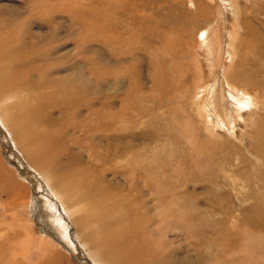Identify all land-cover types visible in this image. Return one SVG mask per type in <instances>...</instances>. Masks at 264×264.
Returning <instances> with one entry per match:
<instances>
[{
	"label": "rangeland",
	"instance_id": "1",
	"mask_svg": "<svg viewBox=\"0 0 264 264\" xmlns=\"http://www.w3.org/2000/svg\"><path fill=\"white\" fill-rule=\"evenodd\" d=\"M0 6V44L3 43L1 46L13 47L9 41L13 37L19 38L15 43L17 46L20 39L24 38L23 41L26 44L32 45L27 48L29 52H32L30 56H35L36 53L42 61L29 69L24 70L25 66L23 69H15L12 71L13 76L19 77V72L22 75L27 73L25 77L31 74L37 76L38 78L34 77L35 83L31 84L33 90L31 88L29 90L38 91L39 94L41 91L39 87L44 84L45 76L49 81L56 80L58 73H61L60 83L64 78H73L71 82L73 85H77L79 89L88 90L86 94L92 97L87 98V102L92 98L98 99L95 103L96 110L90 107L84 108L81 118L84 128L80 129L81 132L68 135L67 139V131L78 128V125L74 126V122L78 121L64 117L57 120L55 115L58 111L54 105L52 107L54 110L50 105H42L38 97L40 108L38 114L43 115L40 118L49 117L47 120L51 127L48 130L57 132L55 135L61 140L59 141L61 148L67 146L68 149L76 151L80 150L77 149L78 147L90 146L95 147L96 152L102 155L101 149L109 142L108 137L112 133V129L107 124L110 122L105 116L111 117V114L116 113L121 116L120 111L127 114V117L119 123L118 133L129 137L133 132L131 145L135 144L131 148L120 147L123 150L115 153L113 161L106 163L97 178L101 177L103 185L109 182L121 183L130 190L140 185L147 192L146 197L153 195L154 190L157 192L155 195L163 192L162 197H165V202L164 199H157L154 205L157 210L153 207L155 214L153 220L156 215L162 212L165 213L164 215L167 213L169 217L166 224L171 229L161 235L159 226L162 224L159 221L158 227L156 226L153 232L156 237L160 235L162 242L166 239L167 246L164 245L163 248L166 255H172L174 252L173 256L176 258L184 256L194 259L196 253L194 250L197 248L199 252L208 253L209 247L205 245L211 237L217 239L225 237L230 240L228 255L221 253V246H216L217 253L224 259L214 257L206 261L202 258V261H199L200 264H230L231 262V264H264V64L253 65L247 56L245 45L241 43L243 40L248 43L251 56L263 55L259 52V48L264 49V40L260 42V39L264 38V0H0ZM89 8L95 11L96 17L92 15ZM104 11L111 14L129 13L126 21H121V25L128 33L126 41L130 48L133 50L139 48L140 59L134 61L128 59L127 62L114 67L104 64L105 54L110 55V51L107 52L102 46L104 43L100 41L104 37L102 30L105 25L103 20L99 30L98 20L99 14L104 15ZM227 11L230 12V20ZM133 14L135 17H132ZM76 18L84 26L80 30L76 26ZM20 20L23 23H20ZM25 29L29 30L27 34H24ZM119 29L120 27L116 28L118 31ZM85 33L86 36H84ZM259 33L263 34L260 39H258ZM150 34H154V38ZM86 39L90 42H86ZM163 39L166 40L160 44L153 43ZM226 41L231 45H227ZM229 51L233 57L227 60V67L222 70L220 65L226 56L229 57ZM110 53L111 56L114 55ZM212 60L217 62L215 67L210 63ZM232 61L233 63L235 61L237 67L229 66ZM168 63L174 66V73L171 71L168 74L169 70H166L167 65H165ZM206 69H208V75L204 73ZM102 70H105L104 75L108 77L106 80L99 77ZM113 70L115 73L111 76ZM220 71L240 88L232 93L239 96H246L247 92L250 94L246 97L249 105L244 107L237 105L231 98L227 99L234 108L231 106V111L222 116V121L224 117L228 120L226 128L220 125L222 121L218 119L214 121L211 116V114L215 116V111L222 110L226 103L223 99L227 97V94L222 91L225 78H221ZM236 74L241 77L236 78ZM120 75L124 79H112ZM54 80L52 84L46 86L47 89L51 87L50 89L54 90L55 85L58 88L59 84ZM194 83L196 89L191 92L195 87ZM210 83L213 87L210 90L211 94H208ZM6 84L9 85L8 88ZM119 87L122 90H120L121 97L113 100L116 105H103L108 102L107 95L115 89L117 91ZM14 89L13 79L5 78L0 81V107H4L3 111L6 110V106L11 105V101L8 102L9 104L3 103V95H9ZM217 89L220 92H217ZM212 94L218 95V98H212ZM55 95L59 98L58 93ZM112 99V96L109 97V100ZM190 99L193 102V108L189 105ZM208 100L216 107L215 111L212 109L213 106L208 105ZM255 102L259 104L255 105ZM99 104L103 106L99 108ZM133 106L136 108L128 112ZM171 109L174 110L171 111ZM195 112L196 117H194ZM20 114L22 113L19 111L18 115ZM20 119L25 120L23 121L25 123L29 121L24 115H20ZM170 121L182 126L186 123L188 133L179 131L180 140L173 139L178 130L175 125L171 128ZM32 133L31 138L34 135ZM149 133L154 134L152 139ZM97 135H99V142H96ZM189 135H194L198 140L193 142L190 139L195 146L194 149L188 140ZM50 142L52 143L50 146L55 145L53 144L55 140L51 137ZM65 142L67 145H63ZM80 152L82 160H86L88 155L86 151L80 150ZM104 154L107 153L104 152ZM28 162L23 153V147L21 145L15 147L7 130L0 122V172L4 170L3 172L8 175L7 179L5 174L0 176V180L5 182V192L0 193V207L4 209V218L9 220L4 223L0 221V226L2 225L0 235L3 234V239L0 236V264H5L6 249L9 244L15 243V255L22 251L28 252L30 256L33 255L37 248H33V242L30 241L31 235L36 226L37 237L40 229L45 227L44 223H38V220H32L31 216L26 215L27 222H24L27 224L26 229L21 231L26 233L28 230L31 235L25 238L26 245L21 248L22 237L18 234L21 221H15L12 215L6 213L13 207L12 197L14 196L8 182L20 184L17 193L21 187L24 188L26 197L30 198L31 203L32 200L47 201L51 196L55 197L53 185L48 183L45 177L41 176ZM83 166L84 164L81 165ZM88 168L91 171L87 176L89 180L93 175L94 165L89 164ZM154 168L155 170L159 168L160 172L157 174L165 183H168L166 175H173L176 172V178L173 176L174 180H171L172 185L169 183L162 185L159 188L160 191L157 190L158 187L154 188L157 186V176L152 174ZM148 169H151L150 173ZM148 173L153 177H148ZM167 186L173 187V193L170 192L171 187L169 191ZM175 189H178L176 193ZM178 192L182 195L179 196ZM148 193L152 194L148 195ZM167 194L168 200H173L172 202L175 201L176 204L168 202ZM101 195L106 196L102 192L91 198L100 199ZM182 197H184L183 200H181ZM185 198L187 201L183 202ZM150 199L151 197L147 200L148 204ZM93 201L98 208L103 203L102 200ZM167 203L172 206H168ZM88 206L85 203V207ZM29 207L30 213L35 214L38 211V202L34 204V209L31 205ZM167 207L173 210L169 211ZM174 210L177 211L173 212ZM59 211L64 217L63 223L68 227L70 241H50V248L58 262L60 264H102L98 257L92 255L91 251L79 242L71 221L73 217L65 213V207L62 204H59ZM23 212L27 213V211ZM180 216L183 217V222L186 221L185 223H182ZM177 217H180L181 224L177 221ZM194 224H197V227ZM92 232L94 235H91V232L84 233V238L91 244L97 240L101 246L105 247L104 252L109 251L108 240L104 238L96 225ZM199 233L206 236L207 241L204 237L199 238L201 237ZM12 235L14 243L11 242ZM155 239L153 237V240ZM216 248L214 247V251ZM31 251L32 254H30ZM52 258L43 264H55ZM92 258H97L98 262L95 263ZM161 260L165 263L164 259ZM35 261L38 262V259ZM160 261L157 263L160 264Z\"/></svg>",
	"mask_w": 264,
	"mask_h": 264
},
{
	"label": "bare ground",
	"instance_id": "2",
	"mask_svg": "<svg viewBox=\"0 0 264 264\" xmlns=\"http://www.w3.org/2000/svg\"><path fill=\"white\" fill-rule=\"evenodd\" d=\"M212 3H214V2H212ZM89 9H91L90 12L92 13V15L94 17H96L95 11H93L92 8H89ZM100 12H101V10H100ZM83 14H85V13H83ZM227 14H228L229 20H230L231 19L230 12L227 11ZM128 15H129V13H127V12H121L120 14H111V13H108L107 11H104V15H103V13L99 14V20H98V22H100V25H98L99 30H100V26L102 25L103 20H104V25H105L103 27V30H102L104 37L100 41L104 43L102 46L106 49L107 52L110 51V52L114 53V55L111 56V53L109 52L110 55H108V56H110V57L106 56L107 53L105 54L104 64L106 66L111 65L114 67V66H118L120 64L127 62L128 59L131 61H134V60H138L141 58V55H140L141 53H140L139 48L137 50H133L128 45V43L126 41L127 37H128L127 36L128 33L125 29L122 28V25H121L122 24L121 21H126V19L128 18ZM132 17H135V15L133 14ZM75 20H76V26H77V28H79V30L82 27H84L83 25L80 24L82 22L78 18H76ZM111 22H112V24H111ZM20 23H23V22L20 20ZM117 27H120L119 31L116 30ZM27 32H29V30L25 29L24 34H27ZM71 33H73V32L71 31ZM87 33H89V31ZM86 35L87 34L85 33L84 36H86ZM89 35H90V33H89ZM150 36L154 38V34H150ZM262 37H263V34L259 33L258 39H260ZM17 39H19V38L13 37L11 40H9L13 44V47H11V45H10V47H5L4 45L1 46V44H3V43L0 44V81H2L5 78H7V79L11 78V79H13V84L15 85V89L9 95H6V96L3 95L4 96V100H2L3 103L6 104L9 101H11V105L6 106V110H4L5 112L2 110V108H4V107H2V108L0 107V122L2 124V127L7 130L8 134H9V138L14 142L15 147L17 148L18 145H21L23 147V153L25 154V156L28 159V161L30 162V164L40 173L41 176L45 177V179L48 183L53 185L52 189L55 193V197L51 196L47 201H44L41 199H38V201L32 200V203H31L30 198L28 199V197H26V193H25L26 190L24 188L21 187L17 193V190L20 187V184L16 185V184H13V182H8L9 188L12 191V193L14 194V196L12 197L13 198L12 199L13 207L10 209V211H7L6 213L9 215H12V217L15 221H17V222L21 221L20 226H19L20 229L18 231V234L22 237L21 243H20L21 248H24L26 245L25 238H27L28 235H31L28 230H26V233L21 231V230L26 229L27 224L24 223V222H27L26 221V215L31 216L32 220H38L37 221L38 223H44L45 227L40 229V231L38 232V237H37V232H35V230H38V228L36 226L34 231H33L34 232L33 235H31L32 240H30V241L33 242V248H37V250H35L33 252V255H31V256L28 255V252H26V251H22V253H20L18 255L14 254L15 243H14V237L12 235L11 242L14 244H9V246L6 249L7 259L5 260V264H32V263L43 264L46 260H48L51 257H53L52 259H53V262L55 264L56 263L60 264V262H58V260L54 257V253L52 252V250L50 248V244H49L50 241H52V240L58 241V242H69L70 241L69 235L67 233L68 227L66 224L63 223L64 217L60 214L61 212L59 211V204H62L65 207V213L68 216L73 217L71 221H72L73 229L77 233V238L79 239V242L81 244H84L85 247H87V249L89 251H91L92 255L98 257L102 264H158L157 262L160 261L161 259H164V262L166 264H197V263L200 264L201 262L199 263V261H202V258H204L206 261L208 259H212L214 257L221 259V260L224 259L222 255L217 253L216 246L217 247L221 246L222 247L221 253L222 254L227 253V255H228L227 250L230 246L229 245L230 240L228 238H225V237H220L218 239L213 238V237H211L212 235H210L211 233L208 234L211 238L208 240L207 244L205 245L206 247H209L208 253L199 252L198 248H197L198 251L194 250V251H196V253L192 250L195 253L194 259L184 257V256L182 258H176L173 256L174 252H172V255L171 254L166 255V253L163 252L164 251V249H163L164 245H166V243H165L166 239H164V242H162L160 239L161 238L160 235L158 234L156 237L154 235L153 230L158 227L159 221L162 224V226H159L160 232H159V230H157V231L159 233H162L161 235L166 234L169 231V229H171V227L166 224L167 218L169 217V215L167 213H166V215H167L166 216V215H164L165 213L162 212L163 213V214L161 213L162 215L161 214L156 215L155 220H153V217L155 215L153 213V209L155 208L154 205L157 202V199L158 198L164 199L163 201L165 202V197L164 198L162 197L163 192L161 191V192H159V194L155 195V193H157V192H156V190H154V188L158 187L157 190L160 191L159 188L162 185L165 186L168 183L171 184L172 183L171 180H174L173 176L175 177L176 172H175V174L173 173V175H166V179H167L168 183H165L163 181V179H159L160 176L157 174V172H160L159 168H156V170L154 168V173H152V174H153V176L154 175L157 176L156 177L157 180L155 179L157 186H154L152 191L153 190L155 191V193L153 192V195H155L156 197L151 195L152 193L151 194L148 193V195H151V196L146 197L147 192H145L140 185H138L136 187H132V189L130 190V188H128L127 186H124L121 183H114V182L110 183L109 182V184L103 185V181L101 180V177L97 178L99 176V174L105 168L104 166L106 165V163H111L113 161L115 153L123 150V149H120V147L131 148L135 144L134 143L133 145H131V142L133 141V138H132V136L134 134L133 132H131L129 137L123 136L122 134L118 133V130L120 129L119 123L127 117L126 116L127 114L124 111L119 110L121 112V116L119 115V113L111 114V117L105 116V118L107 120H109V122H110V123H107V122L106 123L108 124L109 128L112 129V133L108 137L109 142H107L106 146L103 149H101L103 152L102 155H100L96 152L95 147H94L95 149L93 147H90V146L78 147L77 149L84 150L88 154L87 159L83 161L80 150L72 151L70 148L68 149L67 146H65L63 148H61L62 145L59 146V143H60L59 141H61V140H59V138H58L59 136L58 137L56 136L57 132L54 133V131L48 130L51 127L50 122L47 120V119H49V117L45 116L44 118H40L43 115L38 114V109H40L38 106V97L40 98V101H42L41 102L42 105H47V106L50 105L51 108L54 105L55 109L58 111L57 115H55L57 120L64 117V118H69V119L72 118L75 121H78L77 123L74 122L75 123L74 126L76 127V125H78V128H73V130L67 131V133H66L67 139H68V135H75V134H79L81 132L80 129L84 128V126L82 125L83 120L81 119L83 116V113H84V108L90 107V108L96 110L95 103L98 99H97V97L92 98L90 101L87 102V98L92 97L91 95L88 96L89 94L88 95L86 94V92H88V90L86 91V89H79L77 87V85H73L71 83V82H73V78H71V79L70 78H68V79L64 78L63 82L60 83L59 78H61L60 77L61 73H58L56 80L51 79L49 81L45 76V78L43 79L44 84L43 85L41 84L42 86L39 87V90H41L39 92V94H38V91L37 92L36 91H30L29 89L31 88V84L33 85L35 83L34 77H36V78H38V77L33 76L32 74L31 75L28 74L29 76L25 77L27 73L25 75H22L21 72H19V74H20L19 77H16V76L12 75V71H14L15 69H18V68L23 69L24 66H25L24 70L27 68L29 69V68H32V66L37 65L38 62H42V61L40 60V57L36 55V53H35V56H30V54L32 52H29L27 50V48L30 46L32 47L31 43L26 44L23 41L24 40V38H23V39H20V41L18 42V45L16 46L15 43H16ZM165 40L166 39H163L161 41L158 40L157 42H153V43L160 44V43L164 42ZM263 40H264V38L260 39V42H263ZM86 42H90L89 39H86ZM226 43H227V45H231L227 41H226ZM241 43L243 45H245V47L247 49V56L253 65L264 64V49L259 48V52L263 55L258 56V57H253L249 54L248 43L245 40H243ZM233 49L235 51L234 47H233ZM32 50H30V51H32ZM59 51H60V49H59ZM228 54H229V57L227 58V56H226L220 65L222 70L226 69L227 60H231V58L233 57L231 51H229ZM235 55H236V53H235ZM44 56H45V54H44ZM210 63L213 65V67H215L217 64L216 60H212V61H210ZM165 65H167L166 70H169L168 74H170L171 71H173V73H174L175 70H174V66L172 64L168 63ZM45 66H46V64H45ZM229 66L237 67V64L235 63V61H234V63L232 61V64H229ZM24 70H23V72H25ZM104 71L102 70L101 74L99 76V77H102V80H106V78H108L104 75ZM33 73H35L34 70H33ZM114 73H115V71L111 73V76ZM204 73L206 75H208V69H206L204 71ZM159 74L161 75L160 71H159ZM159 74H157V75H159ZM107 75L109 76V74H107ZM219 75L221 76L222 79H223V77L225 78L224 81L222 80L223 81L222 91H223V93L227 94V97L225 96V99H223L226 101V103L224 104V107L222 108V110H219V111H215L216 107L214 106L213 103H211L210 100H208V105L211 107L213 106L212 109H213V111H215V116H213L211 114L214 121L216 119L222 121V116H224L226 113H228V111H231V106H233V105L228 102V100H227L228 98H231L237 105H240L242 107H244V105H246V106L249 105L246 97H248V95H250V94L247 92L246 96L235 95L234 93H232V91L240 90V88H238L235 85V83L232 81L231 78L225 77L223 75L222 71L219 72ZM167 76H169V75H167ZM263 76H264V72H263ZM235 77L240 78L241 76L239 74H236ZM112 79L121 80L124 78L122 75H120V76H114V77H112ZM196 79H198V78H196ZM53 80L55 82H58V84H59L58 88L55 85V86H53L54 90L50 89L51 87H49L48 88L49 90H48L46 86L48 84H52ZM47 81H49V82H47ZM197 81H199V80H196V82ZM122 82H124V80ZM195 83H194V86H195ZM36 85L37 84H35V86ZM5 86H6V88L9 87L8 84H6ZM212 87H213V84L210 83V86L208 89V94H211L210 90L212 89ZM194 89H196V86L193 88V90L191 92H193ZM228 89H229V91H227ZM120 90H121V88L118 89L117 91L115 89L111 94H108L107 95L108 98H106L108 100V102L106 104L103 103V105L115 104L113 102V100H116L117 98H119V96L121 97ZM217 92H220V90L217 89ZM55 93L59 94V98H58V95H55ZM111 96L113 97V99L109 100V97H111ZM127 96H128V94L126 95V97ZM211 96H212V98L213 97L216 98L218 95L212 94ZM191 99L189 100V105L191 106V108H193L192 107L193 102ZM173 103H175V100H173ZM120 104H121V101H120ZM258 104H259L258 102H255V105H258ZM103 105L99 104V108H101ZM134 108H136V107L133 106L131 108V110L128 112H131ZM233 108H234V106H233ZM120 109H121V105H120ZM43 110H45V109H43ZM173 110L174 109H171V111H173ZM19 111L22 113L20 115L21 116L24 115V117L27 116L29 121H26V123L23 122L25 120L21 121L20 115H18ZM194 111H195V109H194ZM14 116H17V117L15 118ZM50 116H52V115H50ZM196 116H197V114L195 112L194 117H196ZM52 120H55V119H52ZM19 121H21V122L19 123ZM27 122H28V124H27ZM170 122H172L171 128L175 125L176 130H178V133L173 137V139L178 138V140H180L179 131H184V132L188 133V129L185 126L186 123H184V125L182 126V125H178V124L174 123V121H170ZM227 124H228V120L224 117L223 121L220 125L222 127L226 128ZM54 130H56V129H54ZM64 130H66V128H64ZM32 132L34 133V135L31 138L30 135ZM58 134H59V132H58ZM148 135L150 136V139H152L154 137V134L150 135V133H149ZM50 137L55 140V143H53L55 145H51L52 147L50 146V144H52L50 142ZM60 137H62V136L60 135ZM190 139H192L193 142L198 141V140L196 139V137L194 135H189L188 140L190 142L192 149H194L195 146ZM96 142H99V135H97V137H96ZM123 142H126V143H123ZM143 142H144V140H143ZM201 143H203V142H201ZM65 144L67 145V142H65L63 145H65ZM57 145H58V147H56ZM84 148H86V149H84ZM104 152H106L107 154L105 155ZM138 158H139V156H138ZM55 163H58V164H55ZM83 164H84V166L81 167V165H83ZM89 164L94 165V169H92L94 172H93V175L91 176V178L88 180L87 176H88L89 172H91L90 169L88 168ZM2 170H3V168H2ZM150 170L148 169L149 173L151 172ZM3 171L0 172V176H3L5 174ZM152 172H153V169H152ZM149 173H148V177L151 176V175H149ZM132 175L134 176V173ZM153 176H151V177H153ZM5 177L7 179L8 175L5 174ZM161 178H165V177H161ZM178 179H176V181ZM149 181H150V179H149ZM143 185L146 186V184H143ZM152 185H155V184H152ZM4 187H5V182H3V180H0V193L5 192ZM169 187H171V191H170ZM169 187H168V190L170 192L174 191V189L172 190V188H173L172 186H169ZM149 188H151L150 185H149ZM145 189H147V188H145ZM166 189H165V191H166ZM150 190L151 189H149V191ZM177 190L175 191V193L177 192ZM47 191H49V190H47ZM146 191H148V190H146ZM165 191H164L165 194H166V192H169V191H166V192ZM102 192L106 196L101 195L99 197L100 199H94V198L92 199L91 198V197L98 196ZM16 193H17V195H16ZM175 193H174V195H175ZM177 194L179 195V192ZM157 195H158V197H157ZM181 195L182 194H180L179 196H181ZM183 195H185V194H183ZM164 196H166V195H164ZM169 196H171V195H169ZM150 197H151V199L149 200L150 204H148L149 202L147 200ZM183 198L184 197H182L181 200H183ZM186 198H187V196H186ZM93 200H97V201L102 200L103 203L100 206V208H98L96 206V204ZM167 200H168V194H167ZM39 201H40V203H39ZM170 201L168 200L169 203L175 202V201L172 202L173 200L171 202ZM185 201H187V199L184 200L183 202H185ZM36 202H38V211H36L35 214L30 213L29 205H31L34 209V204ZM178 202H180V201H178ZM85 203H87L89 206L85 207ZM158 203H160V202L158 201ZM169 203H167L168 206L169 205L172 206V204H169ZM175 204H176V202H175ZM174 206H176V205H174ZM183 206H184V204H183ZM164 207H166V206H164ZM167 208L169 210L170 207H167ZM185 208H186V205H185ZM188 208H190V206H188ZM19 209H23V210H19ZM155 209L157 210V207ZM171 209H172V207H171ZM175 209H176V207H175ZM160 210H162V209H160ZM164 210L167 212L166 208ZM172 210H169V211H172ZM3 211H4V209L2 207H0V221L2 223H4L5 221H9L8 219L4 218L5 216L3 214ZM23 211H27V213H24ZM176 211L174 210L173 212H176ZM183 211H184V208H183ZM186 211H188V209ZM184 213H186V212H184ZM180 214L181 213L179 210V215ZM170 215H171V213H170ZM185 215H188V214H185ZM185 217H187V216H185ZM179 218L177 221H179V223H180L181 221L179 220ZM182 218L183 217H181L180 219H182ZM183 221L184 220L182 219V223L186 222V221L185 222H183ZM90 223H92V224H90ZM187 224H189V223L187 222ZM95 225L101 231L102 235H104V238H106L108 240V242L107 241L106 242L110 247V250L109 251L107 250L109 253L107 251L104 252L105 247L101 246L97 240L93 239L94 243L91 244L90 241H88L86 238H84V233H86V232H91V235H94L93 234L94 232H92V231L95 229ZM194 225H196L195 227H197V224H194ZM187 226H189V225H187ZM198 226H199V224H198ZM191 227L193 229V226H191ZM206 227L207 226L205 225V230H206ZM184 228H185V226H184ZM196 229H197V231L199 230L198 228H196ZM149 230L151 232H149ZM217 230H219V229H217ZM200 235H201V237L199 236V238L204 237V239H205L206 236H203L202 234H200ZM0 236L3 239V234H1ZM195 236H196V234H195ZM213 236L218 237L217 235H213ZM153 237H155L156 239L153 240ZM165 237H166V235H165ZM89 238L91 239V237H89ZM205 240L207 241V239H205ZM198 242H199V239H198ZM202 242H203V240H202ZM225 245H226V248H224ZM198 246H200V245H198ZM214 247L216 248V251H214ZM212 251H214V252H212ZM30 254H32V251ZM190 254H193V253H190ZM230 255H232V254H230ZM40 257H43L44 259L43 258L39 259ZM35 259H38V262H36ZM92 260L95 263L98 262L97 258H92ZM17 261H19V262H17ZM224 261L226 262V260H224ZM165 263H163L162 260L160 261V264H165Z\"/></svg>",
	"mask_w": 264,
	"mask_h": 264
}]
</instances>
